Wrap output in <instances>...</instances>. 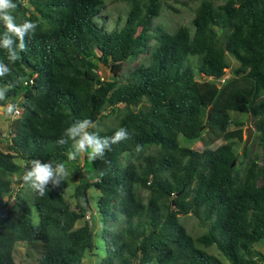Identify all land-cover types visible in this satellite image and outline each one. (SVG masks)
<instances>
[{"label":"trees","instance_id":"16d2710c","mask_svg":"<svg viewBox=\"0 0 264 264\" xmlns=\"http://www.w3.org/2000/svg\"><path fill=\"white\" fill-rule=\"evenodd\" d=\"M118 1L128 6V14L109 25L102 18L105 0H29L31 7L15 0L17 21L30 19L38 28L26 37L27 50L10 65L11 74L0 77V87L11 86L0 106L13 103L22 110L9 152L0 149V211L21 186L17 206L0 214V264H15L18 243L37 241L43 242L38 264H83L99 244L86 220L92 214L97 221L88 196L92 188L100 192L96 212L105 225L100 264H259L264 0L220 5L190 0L198 3L191 25L174 31L155 20L164 3L185 0ZM4 30L0 22V34ZM230 57L238 66L222 83ZM0 60L7 63L2 49ZM139 60L127 76L121 73L125 63ZM95 61L111 66L119 79L101 81ZM108 111L118 122L100 130ZM77 119L95 122L93 131L101 136L126 127L131 138L112 145L103 160L92 162L84 155L87 177L75 188L73 208L66 193L80 165L67 159L70 145L56 141ZM250 120L262 155L244 168L243 161L232 167L239 162L236 146ZM206 130L214 146L200 151L182 145V140H200ZM33 159L64 162L68 176L40 196L17 179ZM32 205L39 211L38 225ZM186 216L206 231L193 237L183 224ZM212 247L225 260L209 253Z\"/></svg>","mask_w":264,"mask_h":264},{"label":"rangeland","instance_id":"374dc122","mask_svg":"<svg viewBox=\"0 0 264 264\" xmlns=\"http://www.w3.org/2000/svg\"><path fill=\"white\" fill-rule=\"evenodd\" d=\"M25 4L29 7H31L29 0H24ZM217 5H220L223 3V0H215ZM198 6L197 2L185 0L180 3H174V2H166L162 6L161 10V16L160 18L155 20V23H162L165 25L169 30L174 31L178 29L181 26H190L194 16H195V10ZM105 11L102 13V18L107 19L109 25L115 24L116 22L120 21V18L126 17L128 14L129 8L126 4L118 1V0H105ZM134 51H137V47H133ZM230 63L231 68L226 70L225 79H228L232 75V70L238 66L237 62L230 57ZM141 60L139 61H129L125 63V68L121 72L122 74L126 75L129 73V71L133 68H135ZM96 64V73L98 74L99 78L103 82H111L116 79H119L117 77L111 66H106L103 63H100L98 61H95ZM120 74V73H119ZM23 101L22 96H20L17 99L18 103H21ZM104 115H107V117H103V121L101 123V126L98 127V129L102 130L105 127H112L115 126L118 122L117 115L110 114L109 111L104 113ZM236 116V115H234ZM17 116H9L5 111H0V149L4 152H9V145L11 144V134L13 131V128L17 124ZM253 128L255 130V127L250 120L249 123L246 122L245 126L243 127V142L236 146V151L239 156V162H236V165H238L240 162L243 161L244 164L241 163V167L244 168L246 163L256 157H261L262 155V148L259 144V142L256 140V130L253 134L252 142L247 146L246 148V142H247V133L246 130L249 128ZM238 129L236 126L233 127V130ZM222 143V142H219ZM214 144L212 138H211V132L209 130H206L204 132V135L201 137L200 140H197L194 143H187L182 140V145L191 146L192 148L196 150L203 151L207 147H211ZM216 144V143H215ZM214 144V145H215ZM213 145V146H214ZM249 149L248 154L245 156L244 150ZM80 170L78 172H75L73 175L69 177L71 181V188L69 191H67L66 196L69 199V202L71 203L72 207L75 208L76 199L73 197V194L75 192V188L80 183L82 178L84 176L87 177L86 172L84 170V155L78 157L77 159ZM20 180L21 178H17ZM20 187L21 186H15V192L12 197H6L4 199V202H7V208L6 210L0 211V214L3 212L5 213L7 210L14 209L18 204V199L20 195ZM91 198L90 202V209H95L96 213L94 217H96L97 221L94 222L93 215L89 214L86 217V220L93 226L95 231V237L96 241L98 239L99 244H97L96 249L88 253L86 256V259L84 260L83 264H100L101 258L105 255V240L102 238V231L105 227L104 223L101 220V216L97 214L96 212V203L98 201V198L100 196L99 190L96 188H92L89 191V195ZM33 211V221L35 225L39 224V211L38 209L32 205L31 206ZM183 224L187 227L189 233L193 235V237H198L202 235L206 231V227H203L199 224L198 220L193 216H186L182 219ZM84 224V221H81L77 224V227H81ZM110 225V224H109ZM97 242V243H98ZM36 245H29L26 243H18L16 245V249L14 251V260L15 264H38L40 257L43 255V242L37 241L35 243ZM255 250L263 255V259L259 260V264H264V244L256 245ZM209 253L218 256L219 258L225 260L223 256L220 254L219 250L216 247H212L209 249ZM257 259V258H256Z\"/></svg>","mask_w":264,"mask_h":264},{"label":"clouds","instance_id":"9594fccd","mask_svg":"<svg viewBox=\"0 0 264 264\" xmlns=\"http://www.w3.org/2000/svg\"><path fill=\"white\" fill-rule=\"evenodd\" d=\"M17 7L15 0H0V22L5 29L0 34V49L7 55V63L0 60V77L11 74L10 65L20 60V54L27 50L26 37L31 39L38 28V24L30 19L18 22L15 14ZM222 80L225 82V77L219 81ZM10 87V85L0 87V101L6 100ZM0 111H6L9 116H14L18 113V108L16 104L8 103L0 106ZM96 128L97 124L90 119H77L63 131L56 143L61 146L70 145L67 152L69 161L86 155L89 161L95 162L103 160L106 153L112 150V145L131 138V133L126 127H119L111 136L99 135L97 131H93ZM136 151H141V145H136ZM29 163L30 166L26 168L21 179L40 196L49 191V185L59 186L68 176L64 162L54 160L43 162L41 159H33Z\"/></svg>","mask_w":264,"mask_h":264},{"label":"water","instance_id":"95a60500","mask_svg":"<svg viewBox=\"0 0 264 264\" xmlns=\"http://www.w3.org/2000/svg\"><path fill=\"white\" fill-rule=\"evenodd\" d=\"M212 111H213V108H210V110H209V112H208V118H210ZM248 123H249V122H248ZM254 131H255V130H254L253 128H251V127H250L249 129L246 130V133H247L246 148H247V146L252 142ZM235 165H236V161L233 162L232 167H235Z\"/></svg>","mask_w":264,"mask_h":264},{"label":"built area","instance_id":"2783aa9c","mask_svg":"<svg viewBox=\"0 0 264 264\" xmlns=\"http://www.w3.org/2000/svg\"><path fill=\"white\" fill-rule=\"evenodd\" d=\"M222 82H224V80H222ZM5 112H6V111H5ZM21 114H22V110H20V109L18 108V113L15 114V116H17L16 118H18Z\"/></svg>","mask_w":264,"mask_h":264}]
</instances>
